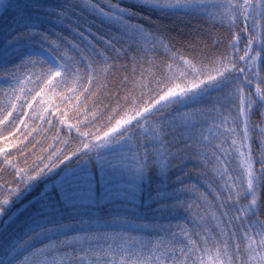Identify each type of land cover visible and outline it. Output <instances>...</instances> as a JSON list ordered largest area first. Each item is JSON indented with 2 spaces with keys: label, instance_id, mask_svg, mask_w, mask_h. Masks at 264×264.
Wrapping results in <instances>:
<instances>
[{
  "label": "snow or ice",
  "instance_id": "obj_1",
  "mask_svg": "<svg viewBox=\"0 0 264 264\" xmlns=\"http://www.w3.org/2000/svg\"><path fill=\"white\" fill-rule=\"evenodd\" d=\"M0 264H264V0H0Z\"/></svg>",
  "mask_w": 264,
  "mask_h": 264
}]
</instances>
